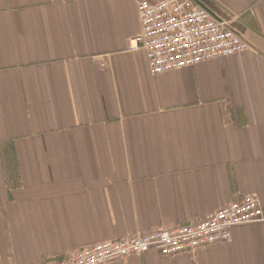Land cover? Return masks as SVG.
Listing matches in <instances>:
<instances>
[{"label": "crops", "instance_id": "0c3cea01", "mask_svg": "<svg viewBox=\"0 0 264 264\" xmlns=\"http://www.w3.org/2000/svg\"><path fill=\"white\" fill-rule=\"evenodd\" d=\"M0 0V264L197 222L243 195L264 213V0H197L250 48L151 75L137 6ZM107 264H264V221L227 242Z\"/></svg>", "mask_w": 264, "mask_h": 264}, {"label": "built area", "instance_id": "2783aa9c", "mask_svg": "<svg viewBox=\"0 0 264 264\" xmlns=\"http://www.w3.org/2000/svg\"><path fill=\"white\" fill-rule=\"evenodd\" d=\"M139 33L128 49L145 52L151 75L192 67L245 51L249 42L222 17L197 0L142 1L137 6ZM264 221L259 199L243 195L197 222L138 233L80 248L49 264H107L155 249L163 256L193 252L227 242L235 226Z\"/></svg>", "mask_w": 264, "mask_h": 264}]
</instances>
